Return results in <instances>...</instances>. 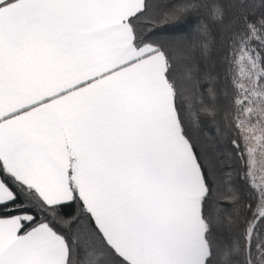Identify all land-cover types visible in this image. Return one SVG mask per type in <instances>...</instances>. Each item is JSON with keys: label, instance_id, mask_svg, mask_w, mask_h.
<instances>
[{"label": "snow or ice", "instance_id": "obj_1", "mask_svg": "<svg viewBox=\"0 0 264 264\" xmlns=\"http://www.w3.org/2000/svg\"><path fill=\"white\" fill-rule=\"evenodd\" d=\"M0 264H264V0H0Z\"/></svg>", "mask_w": 264, "mask_h": 264}]
</instances>
